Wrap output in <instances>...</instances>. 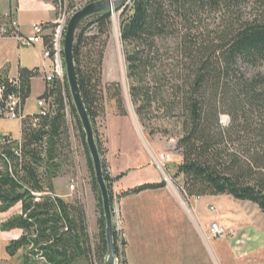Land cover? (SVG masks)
Listing matches in <instances>:
<instances>
[{"label":"trees","instance_id":"obj_1","mask_svg":"<svg viewBox=\"0 0 264 264\" xmlns=\"http://www.w3.org/2000/svg\"><path fill=\"white\" fill-rule=\"evenodd\" d=\"M50 1L58 15L73 6L72 0ZM249 1L127 0L115 12L135 114L148 135L171 133L154 126L158 118L172 124L174 149L181 157L172 178L181 179L183 194H227L264 210V72L247 73L264 67V14L245 17L243 7ZM111 17L110 11H102L82 21L74 37L73 59L112 205L111 182L123 173L108 175L105 149L94 125L104 114L105 100L115 103L119 115L125 114L119 83L101 81ZM10 21L0 15V29L11 32ZM39 75L38 67H19L15 76L0 69V109L12 94L23 106L32 78ZM39 97L52 98L51 110L26 114L20 137L2 135L0 144V212L20 205L17 214L0 224L1 230L21 231L7 242L5 253L13 256L22 250L20 264H96L107 252L105 217L66 74L46 85ZM66 111L83 145L95 196L94 235L88 229L85 204L80 199L66 201L54 191L53 180L62 176L67 160L62 155L68 144ZM165 185L163 179L144 182L116 197ZM113 241L117 264H127L120 250L125 241L114 228Z\"/></svg>","mask_w":264,"mask_h":264},{"label":"rangeland","instance_id":"obj_2","mask_svg":"<svg viewBox=\"0 0 264 264\" xmlns=\"http://www.w3.org/2000/svg\"><path fill=\"white\" fill-rule=\"evenodd\" d=\"M72 1L73 6L66 12L71 13L72 10L80 8L88 0ZM243 10L245 17L264 14V0H250L243 7ZM61 13L62 11L59 12V15ZM59 15L56 14V18ZM69 17H67V22ZM111 18L109 39L102 61L101 81L103 84L108 82L119 83L125 114H118L113 101H104V114L97 117L94 124L98 140L105 149L102 157L108 167L107 154L110 149L111 154H115L116 156L115 164L119 168L129 171L127 172L128 177L123 181V184L138 185L150 182L156 179V176H159L160 180L167 181L168 188L165 191H145L136 196L133 201V207H130V212L131 214L134 211L150 214L149 220H143L145 223L151 224L143 231V238H150V242L156 244L166 243L170 246L174 244L177 247L176 249H178L176 251L171 247V251L165 252L159 250L162 247H153L152 250L141 251L137 244L133 242L134 244L128 251L129 261L127 263L264 264V210L259 209L253 202L238 200L227 194H206L188 198L179 187L181 179L172 178L176 171V165L181 159L179 153L174 149L175 137L173 135L174 132H172L174 128L168 120L158 118L152 122L154 126L159 128L166 127L171 133L163 134L162 132H156L148 135L139 122L128 93V79L126 77L123 49L119 34L118 13H112ZM24 50L30 56L31 62H34L37 51L36 47L30 46L24 48ZM60 63L64 74L65 67L62 52ZM258 71L264 72V67L249 69L247 73L250 75ZM40 84V80H35L32 84L33 91H37ZM35 100L36 97L31 95L26 100L24 110L27 112L37 111L38 108L35 105ZM67 120L68 144H64L65 148L62 154L63 157H67V160L63 164L62 176L66 177L65 179L68 181V184L79 180L78 176H81L79 173L82 172V168L86 169V173L89 174V172L83 145L78 137L74 121L70 115L67 117ZM226 120L227 117L223 116L222 121L226 122ZM19 126L20 121L18 119H11L0 115V136L10 135L15 138L19 134ZM162 154L164 159L161 158ZM147 158L149 162L146 161ZM70 161L73 163L70 164ZM121 173L125 174V172ZM144 177L147 180H143L142 178ZM70 185L69 189L71 190L73 188H70ZM74 199L81 200V198ZM117 206L111 205L112 221L115 218L113 210L115 209L118 212ZM173 213L175 217L172 216ZM217 213L222 215L225 223L210 218ZM15 214H17L15 207L6 212H0V224ZM160 214L163 217L160 218V221H157L155 218H158L157 216ZM119 217L123 231L121 238L125 241L124 246L120 250L123 251L126 258L128 237L123 228L121 213H119ZM212 221L218 222L224 227L233 228L236 232L235 235L232 237H211L209 227ZM11 230L5 231L0 229V264H20L21 261L22 250H19L13 256L5 253L7 242L18 236L17 231L11 232ZM96 233L97 227L94 234ZM167 257H169V263L167 262ZM96 259V264H104L105 262V258L104 260ZM82 264L85 263L82 262Z\"/></svg>","mask_w":264,"mask_h":264},{"label":"crops","instance_id":"obj_3","mask_svg":"<svg viewBox=\"0 0 264 264\" xmlns=\"http://www.w3.org/2000/svg\"><path fill=\"white\" fill-rule=\"evenodd\" d=\"M0 15L1 18L6 22V19L9 17L11 20H15L17 22V31L20 34H29L31 32V24L33 22H47L50 23L56 19V9L50 0H0ZM30 47L19 44L16 39L10 36H0V69H6L9 76H15L17 74V70L19 67H38L40 75L32 78L31 80V95L36 97L35 105L37 107V100L39 96L43 93L46 82L43 79V75L48 73L51 69V60L44 59L42 56V45L36 44L33 47H36V58L34 62H31L30 56L26 53L24 48ZM35 80H40V87L37 91H33L32 84ZM28 97V98H29ZM27 98V99H28ZM26 99V100H27ZM26 100L23 105V111L25 114L33 113L27 112L24 110V106ZM38 108V107H37ZM36 112V111H35ZM19 134L15 138L20 137V126H19ZM115 154H111L110 149L107 154V173L111 178H114L121 172H125V174L117 180H113L111 182V190L113 193V205H118V212L121 213L123 220V228L128 237V245L126 248V258L127 262L129 261L128 251L129 248L135 243L140 248L141 251L152 250V248L162 247L159 250L163 251H171V247L174 250L177 247L172 244L171 246L166 243H151L150 238H143V231L148 228L151 224L145 223L143 220H149L150 214L139 213L134 211L131 214V208L133 207V201L136 196L149 191H165L167 187V183L165 187L153 189V190H145L138 194L126 195L124 197L117 198L116 195L123 190H126L130 187L135 186L134 184H123V181L128 177L129 171L126 169L119 168L118 165L115 164ZM149 162V159L146 160ZM81 176H78V181L73 183L70 182L67 184L66 177L59 176L53 180L54 191L55 193L63 198L66 201H73V198H81V200L85 204V212L87 217L88 229L90 234H94L97 224H96V201L94 193L91 189L89 174L86 173V169L82 168V172H80ZM143 180H147V178H142ZM160 177L156 176V179L152 181H159ZM142 181V180H141ZM167 182V181H166ZM74 184L73 189H69V185ZM117 199V200H115ZM19 212L20 205L16 204L14 206ZM13 208V207H12ZM11 209V208H10ZM175 217V214H172ZM157 221H160L162 214L157 216ZM210 218L215 220H220L222 223L224 222V218L221 214H216L211 216ZM145 223V224H144ZM17 231L18 235L21 233L19 229L11 230V232ZM17 237V236H15ZM134 242V243H133ZM173 251V250H172ZM145 253V252H144ZM172 254V252H171ZM167 262L169 263V257H167ZM174 264V262H172ZM128 264V263H127Z\"/></svg>","mask_w":264,"mask_h":264},{"label":"built area","instance_id":"obj_4","mask_svg":"<svg viewBox=\"0 0 264 264\" xmlns=\"http://www.w3.org/2000/svg\"><path fill=\"white\" fill-rule=\"evenodd\" d=\"M71 13L63 11L54 21L47 22H33L31 24V32L29 34H20L17 31V22L15 20L10 21L11 32H6L4 28L1 27V32L3 35L1 36H10L16 41L25 46H33L36 44L42 45V56L44 59L51 60V69L48 73L44 74L42 77L46 82L47 86L52 85L55 79L63 80V71L60 63V55L63 48V37L66 28L67 17H69L74 11ZM0 99H1V89H0ZM51 97H39L37 100L38 110L36 111L37 115H45L51 110ZM34 113V112H33ZM30 113V114H33ZM67 114V111H66ZM0 115L11 118L18 119L20 122L25 117V113L23 111V106L21 105L20 99L17 95H9L4 102V106L0 109ZM68 117V114H67ZM37 117H33V121L36 120ZM3 136H0V144L4 142ZM17 152V151H15ZM163 158V154L161 155ZM164 165V163H162ZM74 185L71 184L70 188H73ZM212 209V207H210ZM115 218H113V228L115 232H117L118 237L120 239L123 235L122 227H121V219H119V212L113 210ZM113 215V216H114ZM119 217V218H118ZM209 233L211 237H219V236H229L232 237L235 235V230L231 227H224L220 223L212 221L209 227Z\"/></svg>","mask_w":264,"mask_h":264},{"label":"water","instance_id":"obj_5","mask_svg":"<svg viewBox=\"0 0 264 264\" xmlns=\"http://www.w3.org/2000/svg\"><path fill=\"white\" fill-rule=\"evenodd\" d=\"M125 1L127 0H93L85 3L83 6L74 11L69 17L65 28L62 49L63 63L65 67L69 93L84 131L85 143L92 161L95 181L98 185L101 195L102 208L105 217V237L107 243V252L104 264H117V258L114 254L111 202L109 199L107 184L103 178L101 156L98 152L95 142L93 127L79 91L77 74L73 59V42L79 25L87 17L102 11H110L111 13H114L115 9Z\"/></svg>","mask_w":264,"mask_h":264}]
</instances>
